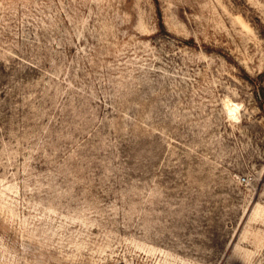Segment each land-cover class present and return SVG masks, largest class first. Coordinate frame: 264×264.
I'll use <instances>...</instances> for the list:
<instances>
[{"label":"rangeland","instance_id":"rangeland-1","mask_svg":"<svg viewBox=\"0 0 264 264\" xmlns=\"http://www.w3.org/2000/svg\"><path fill=\"white\" fill-rule=\"evenodd\" d=\"M0 264H264V0H0Z\"/></svg>","mask_w":264,"mask_h":264}]
</instances>
